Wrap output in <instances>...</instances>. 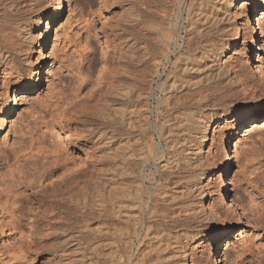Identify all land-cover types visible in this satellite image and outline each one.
<instances>
[{
  "label": "rangeland",
  "instance_id": "374dc122",
  "mask_svg": "<svg viewBox=\"0 0 264 264\" xmlns=\"http://www.w3.org/2000/svg\"><path fill=\"white\" fill-rule=\"evenodd\" d=\"M60 1L14 0L18 11L7 17L9 22L0 21L10 27L15 22L28 21L33 33L21 37L12 31L14 36L10 35V38L14 49L4 48L10 56H17L18 67L4 74L1 83L6 84L0 90L3 96L0 97V264H88L91 260L87 249L90 235L85 225L91 224L89 216L81 217L79 212L62 214L54 219L49 217L50 222H58L51 226L56 232L48 238L43 237L47 230L42 222H47L48 217H44L40 211L42 207L39 208L36 202L31 203L28 197L17 194L23 187L20 180L35 179L34 167L41 161L50 160L52 153L48 150L63 146L73 157L79 156L83 161H74L77 167L73 163V170L61 177L71 176L73 171L84 170L88 163L93 164L102 171L95 174L99 179L92 193L96 189L105 193L108 189L103 180L105 161H85L88 146L83 141L71 140L68 128L75 124L70 121L68 127L62 128L61 123H65L62 116H68L75 103L83 104L88 99L95 102L111 77H117L115 72L120 61L117 56L123 50L135 54L131 57L125 53L131 72V67L137 64L136 58L142 59L135 71L136 75L140 73L141 88L144 86L145 92L154 89L158 93V86L171 69L170 62L161 60L164 42L160 34L168 36V29L174 39L184 34L181 19L174 26L178 0ZM243 2L246 4L241 6L240 2L236 10V22L244 26L247 36L238 41L233 52H225L221 62L229 70L244 64L241 77L245 88L248 84L247 92H241L242 86L237 87L233 102L238 107V114L227 121H216L212 127L215 130L202 148L201 158L210 168L201 180L206 186V197L200 208L206 219L191 225L202 232L197 238L172 247L171 254L170 250L167 253L166 264H264V106L257 107L264 102V5L255 8L257 0ZM58 5L59 11L53 12ZM162 10L167 16H161ZM40 13L43 14L41 23L33 26V18ZM255 17L259 18L260 27L256 25ZM9 29L6 32L9 33ZM254 31L256 41L252 46L250 41ZM177 50L171 55V61L175 60ZM40 69L37 87L20 92L15 106L10 109L7 85L29 84L37 79L35 72ZM155 69L160 70V77L155 74ZM209 97L215 100L212 93ZM150 103L153 107L154 99ZM207 108L215 110L216 107L208 105L203 110ZM151 134L154 141H158L157 134ZM228 156L231 161L225 174ZM59 173L60 170L56 175ZM224 185L228 196L222 199L216 191ZM30 192L25 191L26 194ZM208 204L214 214L210 213ZM32 241L39 243L35 242L33 246ZM218 243L220 246L215 252ZM28 245L33 250H27ZM178 251L185 256L180 257L176 254ZM54 252L61 254L55 256Z\"/></svg>",
  "mask_w": 264,
  "mask_h": 264
},
{
  "label": "bare ground",
  "instance_id": "6f19581e",
  "mask_svg": "<svg viewBox=\"0 0 264 264\" xmlns=\"http://www.w3.org/2000/svg\"><path fill=\"white\" fill-rule=\"evenodd\" d=\"M52 1L61 3L60 0ZM238 1L188 0L184 6L186 0H178L174 26L181 19L184 34L174 39L169 29L168 36H163L160 31L164 42L163 49L159 48L163 56L161 60L170 62L171 69L158 86V93L154 89L145 92L144 86L141 88L140 73L136 75L135 71L142 59L136 58L137 64L131 67V72L125 53L128 56L135 54L123 50L117 56L120 60L115 72L118 78L111 77L95 102L88 99L83 104L75 103L71 113L62 116V122H65L62 124L59 120L62 128L68 127L70 121L75 124L68 128L71 140L83 141L88 146L89 154L85 161H105L106 176L103 180L108 189L105 193L99 189L92 193L99 179L95 174H100L102 169L90 163L84 170L73 171L70 177L66 174L69 178L61 177L73 170L74 161L83 160L79 156L73 157L63 146L48 150L52 153L50 160L41 161L34 167L32 174L36 175L35 179H21L23 187L17 191V194L28 197L31 203L34 201L39 208L42 207L41 213L48 217L47 222H42L47 230L43 237L51 236L55 231L51 226L58 224L50 222V219L80 212L81 217L88 215L91 220L90 225L84 224L90 235L87 249L91 260L88 264H163L169 258V250L170 255L174 249L172 247H179L181 241L184 243L199 236L202 231L191 225L206 219L200 208L206 197V186L201 180L210 169L207 161L201 158L202 148L215 130L212 127L216 121H227V118L238 114L233 98L238 86H242L240 90L245 93L248 85L246 83L244 87L245 81L241 77L244 64L229 70L221 62L225 52H233L238 41L247 36L244 26L236 22L238 5L246 2ZM0 5V21H8L18 11L14 0H0ZM262 5L264 0H257L255 8ZM59 9L58 5L52 11ZM40 14L33 18V26L41 23L43 14ZM160 14L167 16L165 10ZM255 23L261 26L259 18ZM5 25L0 22V90L6 84L1 83L4 74L18 67L17 56L4 51L8 47L14 49L10 38V35L14 36L12 31L21 37L33 34L28 21L15 22L12 27ZM8 28L9 33L6 32ZM45 37L44 46L47 33ZM179 40L181 43H177ZM255 41L254 31L250 41L252 46ZM176 48L175 60L171 61ZM159 71H154L157 76ZM40 74L41 69L35 72L37 79L29 84L16 82L7 85L10 109L15 106L20 92L37 87ZM209 93L215 100L209 97ZM151 99H154L153 107ZM208 105L216 107L215 110H208L211 108L208 107L204 111ZM259 106L263 107L264 102L257 104ZM151 132L157 134L158 141H154ZM230 161L228 156L225 174ZM73 165L77 167V164ZM226 187L215 190L222 199L228 196ZM27 190L31 192L26 194ZM208 208L212 209L210 205ZM212 211L210 213L214 214ZM39 241H32L31 245ZM31 245L27 250H33ZM219 246V243L215 245V252ZM60 254L54 252L55 256ZM176 254L184 255L179 251Z\"/></svg>",
  "mask_w": 264,
  "mask_h": 264
}]
</instances>
